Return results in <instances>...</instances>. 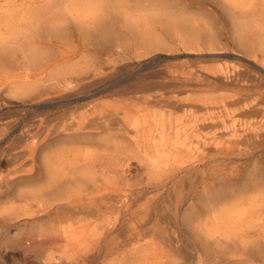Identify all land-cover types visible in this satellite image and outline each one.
<instances>
[{"label":"rangeland","instance_id":"374dc122","mask_svg":"<svg viewBox=\"0 0 264 264\" xmlns=\"http://www.w3.org/2000/svg\"><path fill=\"white\" fill-rule=\"evenodd\" d=\"M79 1L76 6L69 0H0V264H264V240L254 249L247 243L254 234L244 239H232L224 249L223 257L217 258L211 250V241L201 231L204 222L208 223L207 226L212 222L208 216L211 198L222 197L227 191L247 196L253 190L248 183L251 178L264 177V144L255 149L249 143L230 144L225 142L230 134L220 135L225 142H221V146L211 141L208 150L201 148L203 154L200 153L196 167L184 173L177 169L155 173L141 156H122L120 160L127 165V171L119 173L111 184L118 190L105 192L98 199L89 196L87 206L83 207L86 211L92 209L94 213L91 215H72L64 209L58 210L57 206H48L46 198H29L41 185L33 181L35 177L25 175L31 166L27 152L31 138L25 135L26 130H30V135L40 137L44 132H39L41 125L46 127L55 117V121L60 118L78 121L82 117H92L100 110L107 112L133 102L142 105L143 97L159 94L162 100L151 104L153 111L186 117L183 108L166 99L190 94L186 90L197 81L190 79L192 70L230 67L240 55L249 57L243 58L242 63L253 65L248 60L253 56L229 37L231 25L226 12L212 0ZM166 5L173 8L175 15L183 9L184 13L189 12L198 23L191 28L194 31L170 24L165 19ZM89 10L94 15H88ZM57 22L59 28L54 27ZM210 31H214L213 35L218 33L212 38L206 35ZM48 56L56 60L42 76L44 83L38 80L39 64ZM91 62L93 65L89 67ZM56 66L86 68L73 85L75 89H87V93L74 88L52 93L48 80L55 76L59 68ZM23 69L30 70L27 85L14 81L15 76H8L10 71L17 75L15 73ZM219 91L215 95L226 93ZM58 95H63V100L56 102L54 98ZM132 95L133 102L130 99ZM237 119L236 126H240L242 121H247L250 126L254 122L252 117ZM202 130L204 137L215 131L212 127ZM104 133L77 136L75 144L65 143L63 147L59 144L47 152L53 155L57 148V152L68 148L70 155L80 154L86 140L94 141V146H90L93 149L99 144L98 139L104 140L108 148L121 141L107 135L111 132ZM79 138H84L83 142ZM108 148L109 151L111 148ZM256 166L260 168L255 169ZM232 171L239 176L231 179L229 174ZM156 184L158 188L153 187ZM193 211L196 215L194 213L192 221H187L185 215ZM247 246L250 248H245Z\"/></svg>","mask_w":264,"mask_h":264},{"label":"bare ground","instance_id":"6f19581e","mask_svg":"<svg viewBox=\"0 0 264 264\" xmlns=\"http://www.w3.org/2000/svg\"><path fill=\"white\" fill-rule=\"evenodd\" d=\"M69 1L76 6L80 2L79 0H69ZM212 1L218 4L221 10L226 12V18L229 20V23L231 25L229 32H228L229 37L240 48H242L243 51L253 56L252 59L251 58L248 59L249 61L252 62L253 65L251 66V65H247L246 63H242V59L247 58L248 56L246 57L245 55L244 56L240 55V56H237L239 59H236L237 61H233L232 66L230 67H219V68L218 67L217 68L216 67L215 68L199 67L198 69L194 71L192 70L190 72L191 77L190 76L189 77L190 79H196L197 81L196 83L194 82L195 84H192V81H191L192 85H190L189 89L186 90L190 94L183 98L174 97V98L166 99L168 102L175 103L177 107H180V109L183 108L186 111V115H187L186 117L176 116L172 112L158 113L157 111H153L150 106L152 103L157 102L161 99L160 98L161 94H159V96L149 95V96L143 97L142 105H135L132 99V97L134 96L132 95L130 96V99H131V102L133 103H129L125 105L124 107H116L114 110L107 111V112L100 110L98 113H95L92 117L91 116L82 117L81 119H78V121H75L73 119L68 120L67 118L66 119L60 118L59 121H55L57 118L55 117L50 121V124L47 125L46 127L45 126L43 127L41 125V127L39 128V132L41 130H43L44 132H43V135H41L40 137H37V134L30 135V132H29L30 130L29 131L26 130L25 135L27 134L28 138H31V143L30 144L27 143L28 144L27 145L28 146V149H27L28 162L31 163V166L30 168L26 170L25 175L26 177H30V178L35 177L33 181L41 185V186H38V188L32 192V195L29 197L30 199L41 198V197L44 199L46 198V201H49L48 206H57L58 210L64 209L67 213H70L72 215H75V214L91 215L92 213H94V211L92 209L90 210L89 208H87L89 210L86 211L85 208L83 207V206H87V199L89 196H92L93 198L98 199L101 197V194L105 192H109L112 190L114 191L118 190L117 187L111 184H112V180L116 179L119 173L123 171L124 172L127 171V165L123 164L120 160L122 156L124 155L137 154L141 156L148 163L149 168L155 173H158L159 171L165 172L166 169L171 170V171L177 169L179 172L184 173V172L190 171V169H193V167H196V161L199 159L201 155L200 153H202L200 152L201 148L203 151L208 150V147L211 145V143L216 146H221V142L222 143L228 142L230 144H235V145L249 143L250 145H254L253 147L254 149L264 144V90H262V88L264 87V0H212ZM184 6L188 8L190 7L186 5ZM91 9L93 8H90V10ZM51 10H52V7H51ZM81 10L82 8L80 9V11ZM90 10H89L90 13L88 15L91 16L93 13H91L92 11ZM94 10L95 9H93V11ZM183 11L185 10L183 9ZM183 11L181 13L179 12L180 14L177 12L178 14L175 15L176 13H174L175 11L173 12V8L172 7L170 8L166 5L165 6V19L170 24H178L184 27L186 30L191 32L192 30L191 28L197 25L198 23L196 19L191 18V16L189 15V12L187 14V13H184ZM31 19L36 20L37 18H31ZM86 19H89V18H86ZM91 20L93 19L91 18ZM137 21H138V18H137ZM140 23L141 22H139V24ZM16 24H17V21H16ZM56 24H58V22L55 23L54 27L57 26ZM57 27L59 28V26ZM167 27L169 26L167 25ZM47 28L49 29L48 25H47ZM32 29H35V27ZM39 30H41V28ZM39 30L38 32H40ZM212 32L214 31H210L208 34L204 33V35L205 34L207 36L210 35L213 38L214 35L218 33L217 31L213 35ZM49 34L52 35V33H49ZM179 34L180 32H178V35ZM174 36L175 35H173V37ZM200 36L201 35H199V37ZM199 39L201 40V37ZM220 43L222 44V42ZM12 48H14V46ZM201 48H203V46ZM19 50L21 51V49ZM25 51L26 50L24 49V52ZM202 52H205V51H202ZM212 52H215V51H212ZM222 52H221V55L223 54ZM47 53L49 55V52ZM8 54L11 55V53H6L7 56ZM206 54L208 53H205V55ZM3 55L5 54L3 53ZM33 59L34 58H32L31 60L33 61ZM55 60L56 58L52 56L51 57L48 56L44 59V61H42L39 64L40 76L38 77V80L44 82L43 81L44 79L42 76L45 73H47L50 68L54 66ZM92 65H93L92 62L91 64L89 63V67H92ZM57 67L59 68L55 72V76H53L50 80H48L49 81L48 83L51 84L52 93H61L60 91L64 89L65 90H69L72 88L75 89L73 84L75 80L77 79L76 77L82 74L84 69L88 68L87 65H86V68H83V69H81L80 66H72L70 68L56 66V68ZM33 70H34V67H33ZM15 74L17 75H14L13 71H10L8 76L10 75L15 76L14 78L13 77L11 78H13L14 81H17L18 83L22 82V84L23 83H26V85L29 84L28 79L30 77V70L23 69V70L18 71ZM187 82H189V80ZM187 82H184V83L187 84ZM44 83H46V81ZM93 83L95 82L93 81ZM26 89H28L27 86H26ZM86 90L87 89L85 88L75 89V91L83 92V93L84 92L87 93ZM219 90H224L226 93L215 95V92ZM178 92H181V91H178ZM219 93H221V91H219ZM62 96L63 95H58L57 97L54 98V100H56V102L62 101L63 100ZM240 117L241 118L252 117V119L254 118V122L250 123L252 126L248 125L247 121H242L240 126H236V123L238 122L237 118H240ZM255 117H257V120H255L256 119ZM209 127L214 128L215 131H213L211 136L204 137V135L201 134V130L205 128H209ZM104 132L105 133L111 132L110 135L109 134L107 135L114 139H121V141L117 140L118 142L113 143V145L112 146L110 145L108 148L104 140H99L97 138L98 139L97 143H99L98 145H100V147L96 144L97 147L93 149V148H90V146L91 147L94 146V141L86 140V142L82 144V147L80 148V150L82 149V152L80 154L77 152L73 155H70L68 148L63 149L60 152H57L59 150V148H57L58 150L56 151V153L53 151L55 153L53 155L50 154L51 153L50 151L47 152L48 149L56 145H59V144H62L60 145L62 147L64 146L65 143L67 144V143L74 142L75 144V141H77L75 137L77 136L79 137L83 135H88V136L99 135ZM222 134L223 135L230 134L231 136L230 137L228 136L229 139L223 142L222 137L220 136ZM80 139L81 138H79V140ZM83 139L84 138L81 139L82 142H83ZM57 140H58V143H56ZM101 146H104L106 150L107 148L108 149L111 148V149L109 151L107 150L106 152L104 148L101 149ZM100 149L104 151H101ZM218 150L221 151V149H218ZM47 153H49V155ZM233 154H235V152ZM207 157L210 158L208 155ZM258 167L255 169H258ZM259 171L261 170H258V172ZM233 173L234 172L232 171V173L229 174L231 179H235L239 176V175H234ZM201 177L203 178L204 176L201 175ZM254 177L255 178L253 177L251 178L252 181L250 180L248 182L253 187V188L251 187L253 190H251L247 196L241 195V193H237V192L229 194L227 191V193H225L226 195L224 194L222 195V197L220 196L218 198L217 196H214L213 198L210 199V203H209L210 206L208 207L210 214L208 216L210 220L212 221L210 223L211 225L209 224L210 226H207L208 225L207 222H204V223L202 222L203 225L202 226L200 225V226H201L202 233L205 235V237L208 240L211 241V245H212L211 250L217 258L223 257L224 252H225L224 249H226L228 245H230V242L232 241V239L236 238L237 240V237L244 239V237H246L247 235L254 234V238L247 239V243L249 244V246H252L253 249L255 247H258L261 244V242L264 240V177H261V176H254ZM166 179H167V175H166ZM255 180L257 181L254 182ZM158 183H161V182H158ZM238 183H241V182H238ZM193 184L195 183L193 182ZM146 185H147V182H146ZM153 187L158 188V185L156 184ZM205 194L207 196L206 191H205ZM200 203H202V201ZM229 203H232V205L226 206ZM195 211H193V213L189 212L188 214H186L185 219L187 221L190 220L193 214L195 213ZM242 243L245 244V242H242ZM245 248L248 249L250 247L247 246ZM145 251L146 249H144L143 252L145 253ZM225 255L227 256V254ZM237 255H240V254H237ZM137 258L138 257H136L135 260Z\"/></svg>","mask_w":264,"mask_h":264}]
</instances>
